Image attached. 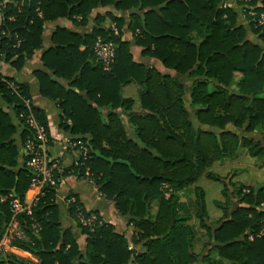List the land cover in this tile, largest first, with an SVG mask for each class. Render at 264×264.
I'll return each instance as SVG.
<instances>
[{
    "label": "trees",
    "instance_id": "trees-1",
    "mask_svg": "<svg viewBox=\"0 0 264 264\" xmlns=\"http://www.w3.org/2000/svg\"><path fill=\"white\" fill-rule=\"evenodd\" d=\"M0 2L4 3L0 55L16 71L41 48L45 22L67 18L85 25L93 10L104 7L128 12L127 30L142 55L191 80L190 106L198 124L195 127L190 120L184 105L185 87L177 78L155 69L146 73L144 66L132 60L129 43L122 40V18L111 12L97 14L92 32L84 35L57 29L52 36L56 46L43 53V64L84 94L64 89L44 72L36 73L39 92L57 102L63 113L62 127L82 140L89 152L82 160L76 151L74 162H82V166L73 163L53 169L56 185H44L31 207V217L25 213L16 217L24 238L13 240L14 248L36 256L37 264L77 261L80 251L71 233L62 230L55 201L61 179L74 175L89 179L104 199L114 203L117 213L132 228L131 240L140 246L139 251L129 249L123 234L115 232L114 226L103 222L96 212L87 211L75 194L68 193L66 199L74 201L65 205L67 215L86 238L84 257L77 264H264V188L255 193L254 186L230 183L231 191L224 186V201L215 203L222 215L214 226L205 224L203 190L194 189V214L208 237L204 245L207 251L199 254L192 251L196 235L188 224L192 215L178 195L201 177L219 180L209 168L236 157L239 149L255 159L257 168L264 166V51L246 39L247 30L237 23L233 9L223 7V0ZM256 3L260 7L255 10L264 12V0L248 2ZM107 18L109 26L104 24ZM246 21L257 42L264 43V27L260 29L248 17ZM98 37L115 45V61L109 71H103L93 57ZM9 82L15 84L23 99H30L29 89L27 84L0 74V97L21 127L22 150L34 133L19 117L25 108L21 98L9 89ZM130 84L137 86L138 112L133 111L134 100L122 95L123 87ZM31 112L48 136L44 112L35 107ZM67 120L71 121L69 126ZM126 125L132 129L131 136ZM227 125L242 134L257 132L261 140L238 136L227 130ZM16 133L10 116L0 109V196L12 195L23 203L31 172L25 166L27 157L23 151L20 155L13 139ZM96 151L114 161H126L135 175L126 165L97 158ZM154 201L158 206L151 213ZM79 213L83 217L96 215L91 229L77 223ZM10 218L8 201L0 202V238ZM172 219L175 222L170 228ZM5 259L27 264L12 254Z\"/></svg>",
    "mask_w": 264,
    "mask_h": 264
},
{
    "label": "crops",
    "instance_id": "crops-1",
    "mask_svg": "<svg viewBox=\"0 0 264 264\" xmlns=\"http://www.w3.org/2000/svg\"><path fill=\"white\" fill-rule=\"evenodd\" d=\"M223 7H229L233 9V11L236 14L237 23L243 26L247 30L246 39L252 43H258L259 47L264 51V43L257 42V38L249 30L248 23L246 19L243 17V15L241 14V8L237 5L235 0H223ZM106 12H111L114 16L120 17L125 21V24L122 28V40L127 41L129 43L132 60L136 64L144 66L146 73L150 69H155L156 71L162 74H167L171 77L177 78L180 81V83L185 87L181 79L184 76H180L176 74L174 71L165 69L158 60L142 55L141 48L135 45L131 33L127 30L129 13L126 11H115L111 7L97 8L93 10L92 13L87 17L85 25H76L67 18H58L54 21L45 22L43 25L41 48L39 50H36L33 53L32 57L29 60H27L24 63V65L21 67V69L18 71L12 68L11 65L6 63L2 58H0V74L5 77H11L18 83L27 84L28 89H29V95H30L29 101H30L31 107L38 108L39 110H42L44 112L46 116V120H47L48 136L50 140L48 144V148H47V155L49 157L50 162L53 163L51 165L53 169L55 167L67 168V167H70L74 163L76 151L70 146V142L76 139V136L71 135L69 131L64 130V128L62 127L63 113L59 109L57 102L47 99L46 97H43L40 95L39 82L36 78V73L44 72L45 74L49 76V78L52 81L56 82L57 84L62 86L64 89L73 90L74 93L76 94L83 95L84 93L82 94L79 92L77 88L69 86L68 81H65L61 78L56 77L51 70H48L43 64L42 55L49 48L56 46L53 42L52 36L57 29H64L68 32L77 33L79 35L89 34L92 32L95 26V21H94L95 16L97 14L103 15ZM104 24L107 26L111 25L108 18L105 19ZM112 27H114V25H112ZM83 49L84 48L82 46L79 47L80 51H82ZM188 80L191 83V80L190 79ZM122 95L123 97H129L134 100L135 104L133 107V111L138 112L139 109H138V100H137V96H138L137 86L134 84L124 86L122 89ZM0 109H2L4 112H6L10 116L11 122L17 129V133L14 135L13 139L15 141V144L18 146L19 153L21 155L22 150H21L20 140H19L21 127L19 126L17 119L14 117V114L11 108L4 103L1 97H0ZM118 111L119 110H117V112ZM121 117L124 121H126L125 115H122ZM70 124H71V121H70ZM203 127H202L203 129L211 131V132L216 131V129L214 128H210L206 126H203ZM226 129L234 132L238 136H245L247 138H252V137H248L247 134H242L241 131L233 128L231 125H227ZM126 131L129 136L132 135V129L127 125H126ZM254 133L258 134L257 132H254ZM254 133H251V134H254ZM245 155L248 156L247 151ZM235 158H237V156L232 159H235ZM227 159H230V158H227ZM218 162H221V161H218ZM21 164H22V161L19 160L18 165L20 166ZM13 192H14V189L12 190V193ZM68 193L75 194L78 197V200L80 201V203L84 206V208L87 211L96 212L101 217L103 222L114 226L115 232L119 234H123L127 240L129 249H134L135 251L140 250V246L135 245L133 241L131 240V236H132L131 226H127V220L117 213L114 203L104 199L103 196L99 193L98 188L95 187L94 184L88 179L86 178L78 179L74 175L68 176L64 179H61L58 189H57L55 201L58 206L59 223L61 225V228L62 230H68L71 233L80 251V257L77 259V261H74L73 264H77V262L82 257H84V251L86 248V238L81 233L79 228L77 227L75 221L72 220L67 215L66 206L64 204V198L66 197V195H68ZM34 194H35V191L28 189L24 196V203L30 204L34 198ZM178 195H179L180 201L183 203L181 199H183L184 197V190L181 191ZM183 205L186 206L185 203H183ZM157 206H158L157 201H154L151 205V210L154 209V213L157 210ZM186 208L188 209L187 206ZM193 218L194 216L192 217V219ZM192 219L188 222V224L193 227L194 224L192 222ZM190 222L192 223L190 224ZM205 224L207 226H211L207 220L205 221ZM193 228L195 230V227ZM195 242H196V235L192 243V251L194 253L199 254L201 252L205 253L207 251L208 247L204 248V246L202 245L201 251L195 252L194 250ZM11 253L17 259H22L27 264H37L39 262L36 256L28 252H25V251L13 249Z\"/></svg>",
    "mask_w": 264,
    "mask_h": 264
},
{
    "label": "built area",
    "instance_id": "built-area-1",
    "mask_svg": "<svg viewBox=\"0 0 264 264\" xmlns=\"http://www.w3.org/2000/svg\"><path fill=\"white\" fill-rule=\"evenodd\" d=\"M250 0H235L237 5L241 8V14L245 19L250 18L257 27L263 29L264 27V12H258L255 9L260 7L259 3L255 5L248 4ZM4 3L0 2V25L2 20V8ZM116 33V31H115ZM2 32H0V35ZM18 45V43H17ZM93 57L95 62L101 65L103 71H109L115 61V45L112 42L104 41L102 38L98 37L92 48ZM1 58V55H0ZM9 89L18 97L21 98L19 92L14 83H7ZM22 104L25 111L19 115L20 118L25 120L26 125L32 129L34 133L33 139H27L22 147L23 154L27 157L25 162L26 168L31 172L30 186L29 190L35 191L34 198L30 204L21 203L18 199L13 198L12 195L0 196V202L8 201L11 218L5 227L4 233L0 238V257L5 259L14 248L11 245L13 240H20L24 238V233L19 229L18 221L16 217L25 213L27 216L32 215L31 207L37 198L41 195L42 188L45 184L50 186H55L56 182L53 178V168L50 165V160L47 155V148L49 143V136H47V130L45 127L37 122L35 117L31 112V104L27 99H23ZM67 125H70V121H66ZM70 146L78 152V156L82 160H86L88 157V149L85 144L80 139L72 140ZM76 152V153H77ZM74 165H83V163L74 162ZM85 174L88 175V170L86 169ZM89 180V179H88ZM64 198V204L67 205L74 201L73 198ZM96 215L89 214L88 217H83L80 213L77 215V223L82 227L91 229L96 223ZM32 228L35 231L38 230V225L33 222ZM261 234H264V222ZM6 260V259H5ZM8 264V263H6Z\"/></svg>",
    "mask_w": 264,
    "mask_h": 264
},
{
    "label": "rangeland",
    "instance_id": "rangeland-1",
    "mask_svg": "<svg viewBox=\"0 0 264 264\" xmlns=\"http://www.w3.org/2000/svg\"><path fill=\"white\" fill-rule=\"evenodd\" d=\"M185 85V95H184V105L187 111L189 112L190 120L194 124L195 127L198 126L194 113L195 110L190 106L189 99V86L190 81L187 78H181ZM204 128V127H203ZM248 137H252L257 140H261V136L259 134H247ZM246 151L244 149H239L237 152V158L235 159H224L221 162L214 163L209 171L214 173L219 180H208L205 177H201L192 184L191 186L184 189V197L181 199L183 203L189 209V213L193 214L192 219L193 227H195L196 231V242H195V252L201 251V246L208 243L206 230L199 227V221L195 217V193L194 189L196 187L201 188L204 195V209L207 215V221L211 226H214L217 223L218 218L222 214V210L218 208L215 203L223 202L224 198L221 195V190L223 187H227L228 191L233 190L231 184H242L244 187H257L262 186L264 188V166L261 168H257V163L255 159L250 158L245 155ZM230 181V182H229ZM231 183V184H230ZM221 199V200H220ZM234 202V200L232 201ZM154 213V209L151 210ZM190 222V224L192 223ZM197 250V251H196Z\"/></svg>",
    "mask_w": 264,
    "mask_h": 264
},
{
    "label": "water",
    "instance_id": "water-1",
    "mask_svg": "<svg viewBox=\"0 0 264 264\" xmlns=\"http://www.w3.org/2000/svg\"><path fill=\"white\" fill-rule=\"evenodd\" d=\"M94 155H95L97 158L102 159V160H104V161H106L107 163H110V164L116 163V164L126 165V166L129 168L130 172H131L133 175H135V172L131 169L129 163H127L126 161H123V160H115V161H114L112 158H106V157H103V156L99 153V151H96V152L94 153ZM262 188H263L262 186H257V187L254 189V192L257 193V192H258L260 189H262ZM174 222H175V220L172 219V222H171V226H170V228L173 227ZM3 263H8V264H20L18 261L13 260V259H6V260H5V259H0V264H3Z\"/></svg>",
    "mask_w": 264,
    "mask_h": 264
}]
</instances>
